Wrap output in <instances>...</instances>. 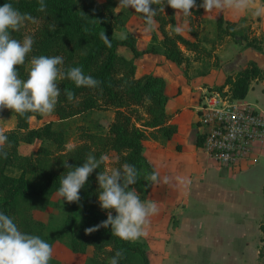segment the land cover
I'll list each match as a JSON object with an SVG mask.
<instances>
[{
	"label": "trees",
	"instance_id": "16d2710c",
	"mask_svg": "<svg viewBox=\"0 0 264 264\" xmlns=\"http://www.w3.org/2000/svg\"><path fill=\"white\" fill-rule=\"evenodd\" d=\"M4 3H11L21 13H28L35 18V22H25L33 24L31 32L26 34L25 27H22L19 32L12 33L13 38L21 41L26 35H31L34 40L25 63L17 66L21 79L26 78L25 68L32 57L59 55L64 58L61 66L64 70L81 67L85 75L92 76L100 84L97 88L76 87L70 80H58L61 95L54 109L57 120L38 127L31 126L30 119L40 114L26 113L18 116L12 112L15 127L4 133L8 137L4 149L7 156L0 155V212L10 216L22 232L39 236L51 247L55 241H61L71 252L81 254L91 247V254L84 264H110L116 251L123 252L119 264H151L143 242L121 240L111 234L110 226L85 234V228L95 226L107 218V212L100 208L97 201L96 177L103 164L90 174L80 190L79 203L70 204L62 224L55 232H48V225L35 218L33 212L46 210L53 204L52 195L59 187L60 177L70 170L65 169V160L74 166H81L89 154L99 159L110 151L117 154L116 167L124 163L136 167L138 181L135 185L138 186L141 201L147 200L155 183L150 177L156 172L143 155L142 142L151 138L163 144L177 132V126L169 121L170 115L166 112L168 97L165 94V79L150 73L136 76L134 59L161 51L167 60L178 65L184 64V69H187V57L182 53L180 45L195 52L203 51L207 56H210L211 50L175 32V10L167 4L164 6L167 15H161V11H158L154 17L160 23L171 25L170 34L162 32L163 37L159 40L161 49L155 46L154 40L157 37L153 34L149 45L139 50L133 34L127 32L124 36H118L115 30L123 29L133 13L140 15L130 10L114 13L115 0H45L47 7L44 12L37 11L38 0H0V5ZM196 3L199 5L202 0H196ZM200 10V7L196 8L197 12ZM107 15H112L111 19ZM53 23L56 27L50 30L49 26ZM214 24L218 40L225 36H238L242 46L253 47L264 54V33L258 36L248 32L238 34L236 21L223 16L215 18ZM103 32L110 44L101 38ZM120 45L131 50V58L117 52ZM210 68L202 72L206 73ZM262 79L264 69L248 61L239 70L227 75L220 85L210 89H226L230 98L244 99L252 81ZM65 89L75 94L72 101L64 94ZM94 109L113 110L111 122L104 132L98 123L86 126L81 135L84 142L69 151L70 148H66V131L61 122L86 115ZM9 110L0 109V117ZM93 127L100 129V133L93 132ZM35 139L42 143L36 151L30 154L18 152L20 142L31 143ZM197 139L201 145L202 140L198 135ZM43 142H48V146ZM10 168H16L18 174L9 173L7 170ZM111 211L115 216V211ZM260 229L263 233V246L258 255L262 257V225ZM49 264H61V261L52 256Z\"/></svg>",
	"mask_w": 264,
	"mask_h": 264
},
{
	"label": "rangeland",
	"instance_id": "374dc122",
	"mask_svg": "<svg viewBox=\"0 0 264 264\" xmlns=\"http://www.w3.org/2000/svg\"><path fill=\"white\" fill-rule=\"evenodd\" d=\"M115 2L117 7L119 0H115ZM254 5L264 8V0H254ZM116 7L114 13L119 11ZM129 10L134 11L131 8ZM191 11L192 15L181 17L180 19H177L174 14L176 21L175 28L177 26H183L181 34L189 40H196L206 49H210L211 54L207 56L203 51L195 52L180 45V49L188 61L187 69H184V64L180 65V69L182 68L184 72H200L218 65L221 60L220 55L227 56L241 46L239 45L238 36L235 38L225 36L219 40L215 37V18L218 16L232 17V13L224 12L218 15L215 13L207 14L203 8L199 12L196 11V8L191 9ZM254 11L255 8L247 11L242 17L236 20L238 34L241 32L252 34L254 32L252 27L255 25V22H259L260 30L264 29V12L257 16L254 14ZM139 15L141 16V14ZM161 15H167L165 9L164 12L161 11ZM107 17L111 19L112 15H107ZM154 19L156 21V27L150 32L149 43L152 35L155 34L157 39L154 40V44L157 48L161 49L159 40L163 37L162 32L170 34L171 25L167 22L160 23L158 19ZM132 23H134L133 20ZM32 25V23H29L23 26L25 27L24 31L26 34L27 32H31L33 29ZM121 31L122 29L115 30V34L120 35ZM253 50L256 51L255 49ZM257 52L264 58V54L261 51L257 50ZM237 55H234L231 62H236L235 64L241 62L242 65L249 59L248 52H242ZM254 62L257 63L256 61ZM174 64L179 67L177 63ZM229 64L227 62L219 68L218 76L222 78L226 74V69ZM29 66V63H27L25 75L27 74ZM244 101L264 111V80L252 82V87L249 89ZM112 118L113 110L94 109L86 115L64 120L61 122V126L65 129L67 135L66 148H73L84 142L81 139V135L86 126H94L98 123L104 132ZM197 118L198 115L195 113L194 122L197 121ZM51 120H57L54 111L46 116L40 114L37 118L32 117L30 123L31 126L38 127ZM14 127L15 118L12 111L9 110L0 117V132L5 133ZM92 131L100 133V129H96L95 127H93ZM41 144L39 139H35L31 143L20 142L18 144V152L20 154H30L36 151ZM43 144L48 146V142H43ZM104 157H106V160L100 172H105L112 167H116L115 160L117 154L115 152L110 151L104 154ZM202 165L206 166L205 163ZM208 165L204 168L201 175L202 181L204 182L202 194L205 197L210 195L212 197L211 199L217 202V205L215 204L217 213H214L210 217L212 218V227L208 232L204 231V226L194 231L186 230L184 236L171 240L164 257V238L162 236L144 235L140 237L137 241L145 244L151 264H262L264 248L262 250V257L258 253L259 249L263 246V233L260 225L264 228V154L261 151V154L253 161L249 160L248 164L238 166L219 165L212 161ZM7 171L14 175L18 174L16 168H10ZM96 186H98V183H96ZM129 187L134 188L138 192L137 185L134 184ZM52 201L53 204L46 210H35L33 212L35 218L42 220L48 225L47 231L50 233L55 232L60 227L65 213L71 204L66 201L61 202L56 193L52 195ZM227 207H229V212H226ZM227 217L229 221H227ZM52 250V256L61 261V264H84L85 259L91 254L92 249L89 247L83 254L73 253L61 241H55L52 245Z\"/></svg>",
	"mask_w": 264,
	"mask_h": 264
},
{
	"label": "clouds",
	"instance_id": "9594fccd",
	"mask_svg": "<svg viewBox=\"0 0 264 264\" xmlns=\"http://www.w3.org/2000/svg\"><path fill=\"white\" fill-rule=\"evenodd\" d=\"M167 4L175 10L177 19L192 15L191 9L203 8L205 13L216 15L230 12L239 16L253 8L259 16L264 8L254 5V0H202L197 5L196 0H119L117 10L133 9L141 14L144 20L143 31L149 33L156 27L154 17L158 11L164 12ZM152 5H156L153 8ZM45 0H38L37 11L44 12ZM26 21L35 22L28 13H21L11 3L0 5V109H10L18 116L26 113L51 114L61 95L58 80H70L76 87L97 88L100 82L90 75H85L81 67H69L64 70L62 56H34L29 61L26 78L21 79L17 66L25 63L26 56L32 51L34 43L31 35L23 40L13 38V32H19ZM50 30H54L53 23ZM177 34L183 31V26H177ZM101 38L110 44L109 38L103 32ZM124 38V37H122ZM64 94L69 101L74 99V93L65 89ZM8 137L0 132V155L7 156L4 151ZM73 150L70 147L69 151ZM106 160L101 156L97 159L89 154L81 166L64 161L65 169H70L60 177L56 191L58 199L68 203H79L80 190L86 184L88 177L99 169ZM97 199L102 210L107 211V218L99 224L85 228V234H90L99 228H109L111 234L124 241H135L146 235L144 226L151 215L157 213L154 202H142L138 192L130 185L138 181V171L134 165L124 163L97 174ZM151 181L157 182L158 176L153 173ZM167 182V178H165ZM115 211L113 216L112 211ZM53 250L51 245L36 235L22 232L14 220L0 212V264H49ZM123 257L122 251H116L110 259V264H119Z\"/></svg>",
	"mask_w": 264,
	"mask_h": 264
},
{
	"label": "crops",
	"instance_id": "0c3cea01",
	"mask_svg": "<svg viewBox=\"0 0 264 264\" xmlns=\"http://www.w3.org/2000/svg\"><path fill=\"white\" fill-rule=\"evenodd\" d=\"M97 1L101 2L102 0ZM243 14L232 17L225 16L224 18L236 21ZM140 18L133 13L118 36H124L127 32L133 34L137 48L142 50L148 46L150 32L145 33L142 30L144 23ZM252 29H254L252 34L257 36L264 33V29H259V22H255ZM239 45L240 48L227 56L220 55L219 64L216 67H211L206 73L202 71L184 72L182 68L180 69V65L178 67L174 64L175 62L167 60L161 51L147 53L134 59L136 76L150 73L165 79V94L168 97L166 112L170 115L169 121L177 126V132L163 144L151 138L142 142L143 155L152 164L158 176L149 198L145 201V203L154 202L158 211L148 218L144 229L146 236H162L164 238L163 257L171 240L184 236L186 230L194 231L204 226V231L208 232L212 227V218L210 217L217 213L215 206L217 202L211 199L210 195L205 197L202 194L204 182L201 175L204 168L209 166L210 160L206 158L197 143L195 113L203 92L208 88L220 85L227 75L239 70L244 63L253 60L252 62L256 61V64L264 69V58L258 54L257 49L244 47L242 43ZM117 52L126 58L132 57V52L127 46H118ZM242 52H248V61L242 65L241 62L238 64L231 62L235 54L239 55ZM227 62L230 64L227 66L226 74L221 78L218 76L219 68ZM262 154H264V148ZM203 163L206 166L202 165ZM165 178H167V182H165ZM226 212H229V207L226 208ZM227 221H229L228 217Z\"/></svg>",
	"mask_w": 264,
	"mask_h": 264
},
{
	"label": "built area",
	"instance_id": "2783aa9c",
	"mask_svg": "<svg viewBox=\"0 0 264 264\" xmlns=\"http://www.w3.org/2000/svg\"><path fill=\"white\" fill-rule=\"evenodd\" d=\"M195 122L201 150L216 164H248L264 148V111L243 99H232L226 89H206Z\"/></svg>",
	"mask_w": 264,
	"mask_h": 264
}]
</instances>
